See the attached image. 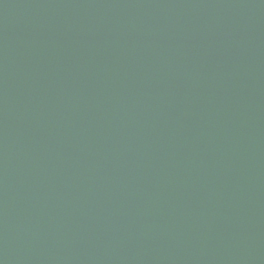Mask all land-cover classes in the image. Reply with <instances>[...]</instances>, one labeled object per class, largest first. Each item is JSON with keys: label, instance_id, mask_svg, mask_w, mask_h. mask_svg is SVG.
Listing matches in <instances>:
<instances>
[{"label": "water", "instance_id": "obj_1", "mask_svg": "<svg viewBox=\"0 0 264 264\" xmlns=\"http://www.w3.org/2000/svg\"><path fill=\"white\" fill-rule=\"evenodd\" d=\"M0 264H264V0H0Z\"/></svg>", "mask_w": 264, "mask_h": 264}]
</instances>
